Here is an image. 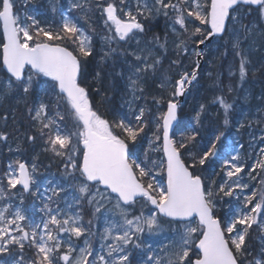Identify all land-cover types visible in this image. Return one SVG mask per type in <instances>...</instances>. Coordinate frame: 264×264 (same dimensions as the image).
<instances>
[{"label": "snow or ice", "instance_id": "1", "mask_svg": "<svg viewBox=\"0 0 264 264\" xmlns=\"http://www.w3.org/2000/svg\"><path fill=\"white\" fill-rule=\"evenodd\" d=\"M0 24V142L23 107V139L59 162L41 176L39 153L0 161V264H264V96L254 111L233 97L247 101L249 71H264L251 59L264 50V0H0ZM213 40L238 66L177 136L179 98ZM149 80L161 93L150 100ZM115 94L127 111L109 119L96 105ZM210 105L222 123L205 135ZM232 130L250 152L221 150Z\"/></svg>", "mask_w": 264, "mask_h": 264}, {"label": "trees", "instance_id": "2", "mask_svg": "<svg viewBox=\"0 0 264 264\" xmlns=\"http://www.w3.org/2000/svg\"><path fill=\"white\" fill-rule=\"evenodd\" d=\"M34 6L39 7L41 10H45L48 8V0H34ZM50 16V14H49ZM87 27V25H85ZM163 28V21L161 20L160 27L154 28V32H161L162 33ZM99 29V23H97V30ZM149 36L152 35V33L148 34ZM227 39V38H225ZM225 41H218L214 40L212 44L208 46V50L206 52V55L204 57V65L201 69V72L198 76L197 82L194 83V85L189 90L185 102L180 110L181 115V123L183 124V127L179 129V131L176 133V135H179L180 131H186L190 127H196L194 117L196 112L199 110L200 104H210V101L212 98L218 94V90L215 88V84L219 82H223L225 85L229 83L228 78V69L229 66H231L233 69H236L238 66V58H236L231 51L229 50V54L227 57L223 56L222 53L224 52V48L221 47L220 51L217 52L216 48L218 45L224 44ZM97 46H99L97 44ZM169 58L174 59L175 57L172 55L171 51H169L167 57L163 60L164 68L168 67L169 64ZM191 57H186L184 60V64L186 66L194 67L195 65L192 64ZM252 62L255 63L257 60H259V63L253 65L254 68H260L261 65H264V50L262 51H256L253 52L251 56ZM252 63V64H253ZM4 70L0 68V76L4 75ZM209 73H211V77L209 76ZM173 80H175L176 75L175 73H171ZM238 75V72H237ZM237 75L232 79L231 83L236 85L238 83ZM249 79V85L248 87H251L253 91L256 90V95L259 97L264 96V71H257L255 75H253L252 71H249L248 74ZM44 79V78H41ZM88 79H91V76L88 77ZM246 86V87H247ZM121 88H123V85H121ZM240 93V92H239ZM156 89L155 86L152 84V82H148L147 85V91L146 95L150 99V96L152 95H160ZM112 95V94H110ZM167 95L166 93L164 94ZM237 96V93L233 94V97H235L236 101L239 100ZM94 101H99L98 96L92 97ZM260 100L256 98V102L259 103ZM14 103V101H13ZM121 101L119 94H115L114 98L109 101L108 104H100L97 103L96 107L98 110L106 115V118L111 119L112 113L108 111V109H112L113 111L119 110L121 114L127 111L126 108L120 107ZM152 107V105H150ZM219 111V106H209L207 112L202 116V122H203V129L202 133L207 135L212 132L213 128L218 126L222 123V115L217 116L216 113ZM28 124H29V118L25 114V110L23 107H20L16 112V121L13 122V120L10 118L8 120V127L7 131L12 132L13 140H14V147L12 149H15L17 147V144L19 143L21 145V152L19 153H10L8 156L6 154L0 152V161L2 163L6 164L7 160H15V159H21L20 156L25 155V150H33V156H36L37 153H39V163L43 161L45 157H47V153H43L41 151L43 147V142L38 138L36 143L30 144L27 141L23 139L22 134L28 130ZM19 129V133L15 131V129ZM15 134L20 140H16L14 137ZM31 134V133H30ZM17 138V139H18ZM224 142V141H223ZM1 143V142H0ZM221 144L220 148L222 149ZM147 147V141L144 142L143 146L140 148V152H143V149ZM162 156V153H156L153 155V159H159ZM213 168L217 169L219 168V165H214ZM213 168H206L204 170V174L207 175V173L213 171ZM158 179H163L165 177L158 176ZM30 202V199L29 201ZM36 219H39V215L37 214Z\"/></svg>", "mask_w": 264, "mask_h": 264}, {"label": "rangeland", "instance_id": "3", "mask_svg": "<svg viewBox=\"0 0 264 264\" xmlns=\"http://www.w3.org/2000/svg\"><path fill=\"white\" fill-rule=\"evenodd\" d=\"M252 19H255V12H253V16H252ZM85 26V25H84ZM86 27V26H85ZM99 30V29H98ZM259 42V41H258ZM253 63V62H252ZM259 63V60H257L255 63H253V65ZM45 79V78H44ZM249 79L248 76L246 78V81L245 83L243 84V89H246L247 90V96H248V100L245 101L244 100V96H245V92L244 91H240V93H237V96L239 98L238 101H236L237 105L244 109V110H248V109H252L253 111L255 110V108L260 105L262 102L259 101V103L256 102V98L259 97L258 95H256L255 91H253L251 89L252 85L250 87H248L247 85L249 84ZM43 80V79H42ZM150 81V80H149ZM239 81V80H238ZM151 82V81H150ZM247 86V87H246ZM146 95V93H145ZM147 96V95H146ZM150 99H151V96H150ZM149 99V100H150ZM150 106V105H149ZM153 107V111L155 112L156 109L154 106ZM258 134V133H257ZM14 137L16 138V140H20L15 134H13ZM13 136L10 137L9 139V142L7 145H10L12 142H14V140L12 139ZM18 138V139H17ZM244 139L247 141V144L249 146V139L250 137L247 135V133H245L242 137H237L236 136V133L234 130L231 131V135L227 136L223 142V145H222V149L225 148V145H227V151H231V147L236 144L238 145L239 143H242L244 144V147H245V142H244ZM0 146H1V143H0ZM243 151V149L241 150V152ZM6 156H8V154H10L8 152V148L6 149V152H5ZM46 160L43 159L42 162H45ZM56 164H57V168L56 167H49L48 164H46V168H41V176H47L48 173L52 172V171H55L57 175H59V162L58 161H54ZM89 218V217H88ZM96 228L93 229V230H96L97 228H102L103 227V223L102 221L99 223V224H95Z\"/></svg>", "mask_w": 264, "mask_h": 264}, {"label": "water", "instance_id": "4", "mask_svg": "<svg viewBox=\"0 0 264 264\" xmlns=\"http://www.w3.org/2000/svg\"><path fill=\"white\" fill-rule=\"evenodd\" d=\"M202 64H203V59L201 60V66H202ZM187 92H188V91H187ZM187 92H186V93H187ZM185 95H186V94H185ZM185 95L179 98L180 104H182V102L184 101V99H185Z\"/></svg>", "mask_w": 264, "mask_h": 264}]
</instances>
